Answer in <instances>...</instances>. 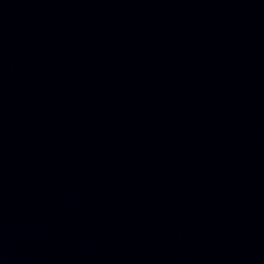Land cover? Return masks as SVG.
I'll use <instances>...</instances> for the list:
<instances>
[{"label": "water", "instance_id": "obj_1", "mask_svg": "<svg viewBox=\"0 0 264 264\" xmlns=\"http://www.w3.org/2000/svg\"><path fill=\"white\" fill-rule=\"evenodd\" d=\"M0 264H264V0H0Z\"/></svg>", "mask_w": 264, "mask_h": 264}]
</instances>
